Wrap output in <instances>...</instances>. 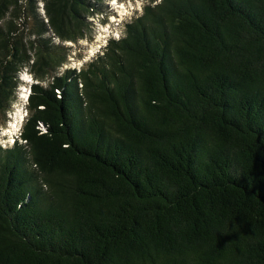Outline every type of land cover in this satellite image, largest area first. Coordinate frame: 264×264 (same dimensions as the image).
<instances>
[{"label": "trees", "instance_id": "trees-1", "mask_svg": "<svg viewBox=\"0 0 264 264\" xmlns=\"http://www.w3.org/2000/svg\"><path fill=\"white\" fill-rule=\"evenodd\" d=\"M43 1L11 14L36 20L37 82L0 141V264H264V0L152 1L62 75L42 34L76 39L95 4ZM6 24L0 114L31 60Z\"/></svg>", "mask_w": 264, "mask_h": 264}, {"label": "rangeland", "instance_id": "rangeland-1", "mask_svg": "<svg viewBox=\"0 0 264 264\" xmlns=\"http://www.w3.org/2000/svg\"><path fill=\"white\" fill-rule=\"evenodd\" d=\"M95 4L94 9L84 12L81 18L79 28H77L74 38L65 39L56 35L52 29L42 34L44 42L53 47L58 53L65 57V61L53 72L56 75H62L66 69L79 71L95 60L102 53V48L108 44L110 38H121L125 34L126 25L134 18L143 13L146 4L159 0H91ZM25 0H18L12 3L10 11L21 7ZM45 3L43 0H36L32 5V11L36 10L40 18L47 22L45 14ZM24 9V8H22ZM23 15L16 19L8 13L4 20L0 21V26L14 19L15 26L18 27L15 33L17 42L24 45L23 51L31 60L28 64H23L18 74V86L15 91V100L10 109L0 114V141L5 145L21 141V131L25 123L29 110L27 106V95L29 84L36 83V77L30 67L36 58L37 51V33L36 20L31 14V7ZM93 10V11H92ZM25 11V10H24ZM7 27V24H6ZM4 28V27H3ZM47 40H46V39ZM32 42V44H31ZM106 44V45H105ZM105 45V46H104ZM100 52V53H99ZM30 77V79H25ZM51 78H47L44 83H48ZM81 87V84H79Z\"/></svg>", "mask_w": 264, "mask_h": 264}, {"label": "clouds", "instance_id": "clouds-1", "mask_svg": "<svg viewBox=\"0 0 264 264\" xmlns=\"http://www.w3.org/2000/svg\"><path fill=\"white\" fill-rule=\"evenodd\" d=\"M112 38H113V37H112ZM110 39H111V38H110ZM110 39H109V40H110ZM109 40H108V41H109ZM105 45H106V44H105ZM105 45H104V46H105ZM105 47H106V46H105ZM101 49L103 50L102 47H101ZM31 85H32V84H29V92H28V95H27V102H28V99H29V96H30V93H31ZM27 106H28V103H27ZM27 117H28V116H27Z\"/></svg>", "mask_w": 264, "mask_h": 264}, {"label": "snow or ice", "instance_id": "snow-or-ice-1", "mask_svg": "<svg viewBox=\"0 0 264 264\" xmlns=\"http://www.w3.org/2000/svg\"><path fill=\"white\" fill-rule=\"evenodd\" d=\"M25 79H30V77H25Z\"/></svg>", "mask_w": 264, "mask_h": 264}]
</instances>
